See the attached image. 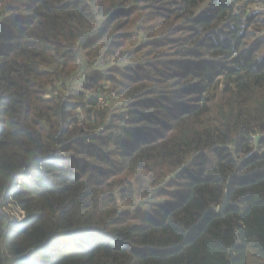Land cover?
<instances>
[{
  "label": "trees",
  "instance_id": "trees-1",
  "mask_svg": "<svg viewBox=\"0 0 264 264\" xmlns=\"http://www.w3.org/2000/svg\"><path fill=\"white\" fill-rule=\"evenodd\" d=\"M257 5L0 0V264H264Z\"/></svg>",
  "mask_w": 264,
  "mask_h": 264
},
{
  "label": "built area",
  "instance_id": "built-area-1",
  "mask_svg": "<svg viewBox=\"0 0 264 264\" xmlns=\"http://www.w3.org/2000/svg\"><path fill=\"white\" fill-rule=\"evenodd\" d=\"M98 33V30L94 31L91 36H94ZM105 61L103 59L99 60V63L97 64L94 72H105V66H103ZM72 81H74V77L71 78ZM89 83L88 80H83L80 85V89L84 90L86 85ZM107 90L102 92L101 94H98L97 92H89L91 96L97 97L99 100V104L105 105L109 98L116 97L115 91L106 88ZM10 200L4 207L6 213L8 214V217L11 222L14 223H21L26 219V211L23 210L18 203L13 199V194H10Z\"/></svg>",
  "mask_w": 264,
  "mask_h": 264
},
{
  "label": "rangeland",
  "instance_id": "rangeland-1",
  "mask_svg": "<svg viewBox=\"0 0 264 264\" xmlns=\"http://www.w3.org/2000/svg\"><path fill=\"white\" fill-rule=\"evenodd\" d=\"M264 8V6H262V5H257V6H251V9H263ZM132 62H134L135 63V60L133 59V58H129L128 56H126L125 57V60H124V64H132ZM87 68V67H86ZM87 70H89L90 71V69L89 68H87ZM82 72H83V70H81ZM86 77V75L84 76L83 75V78H82V80L80 81V80H78L79 82L77 83V85H81V82L84 80V78ZM76 80V78L74 79V81ZM120 105H122V107H128L129 106V101H124V100H114L113 98H109L108 99V101H107V103L104 105V106H106V107H111V114H118L119 113V110L120 109H118V108H115L114 109V107H117V106H120ZM113 108V109H112ZM127 109V108H126ZM84 118V120H86L87 119V116H86V114L83 112V114L80 116V118ZM156 201H157V199H155ZM154 200V201H155Z\"/></svg>",
  "mask_w": 264,
  "mask_h": 264
},
{
  "label": "water",
  "instance_id": "water-1",
  "mask_svg": "<svg viewBox=\"0 0 264 264\" xmlns=\"http://www.w3.org/2000/svg\"><path fill=\"white\" fill-rule=\"evenodd\" d=\"M229 205L227 197H225L222 205L218 208L219 213H223L225 208Z\"/></svg>",
  "mask_w": 264,
  "mask_h": 264
},
{
  "label": "crops",
  "instance_id": "crops-1",
  "mask_svg": "<svg viewBox=\"0 0 264 264\" xmlns=\"http://www.w3.org/2000/svg\"><path fill=\"white\" fill-rule=\"evenodd\" d=\"M82 78H83L82 71H79L78 75L76 76V80L78 81V80H81Z\"/></svg>",
  "mask_w": 264,
  "mask_h": 264
}]
</instances>
